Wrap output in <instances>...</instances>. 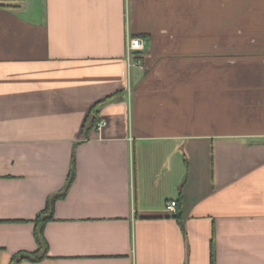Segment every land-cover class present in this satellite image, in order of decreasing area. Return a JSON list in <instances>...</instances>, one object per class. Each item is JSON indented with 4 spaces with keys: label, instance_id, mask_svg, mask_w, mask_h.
<instances>
[{
    "label": "crops",
    "instance_id": "1",
    "mask_svg": "<svg viewBox=\"0 0 264 264\" xmlns=\"http://www.w3.org/2000/svg\"><path fill=\"white\" fill-rule=\"evenodd\" d=\"M72 161L19 264H264V0L0 1V264Z\"/></svg>",
    "mask_w": 264,
    "mask_h": 264
},
{
    "label": "trees",
    "instance_id": "2",
    "mask_svg": "<svg viewBox=\"0 0 264 264\" xmlns=\"http://www.w3.org/2000/svg\"><path fill=\"white\" fill-rule=\"evenodd\" d=\"M14 1H18V0H14ZM73 177H74V168L72 161L63 190L59 193L50 195L46 200L44 208L39 213H37V215L33 220L35 223L34 239L37 245V250L35 252H26V251L17 252L15 255L12 256L10 260V264H19L21 260L38 261L47 256L48 246L43 233L44 225L47 221H49L53 217L55 201L59 198H64L66 196L68 188L73 181ZM175 217H179V214L177 212L175 214ZM213 258H214V251L212 245L211 264H213Z\"/></svg>",
    "mask_w": 264,
    "mask_h": 264
},
{
    "label": "built area",
    "instance_id": "3",
    "mask_svg": "<svg viewBox=\"0 0 264 264\" xmlns=\"http://www.w3.org/2000/svg\"><path fill=\"white\" fill-rule=\"evenodd\" d=\"M145 40L142 37L132 36L126 41V61L128 67L132 64H141V51L144 49ZM106 125L105 120H99L95 124L97 131H100ZM164 210L170 214H176L177 212V201L174 199L167 200L164 204Z\"/></svg>",
    "mask_w": 264,
    "mask_h": 264
}]
</instances>
